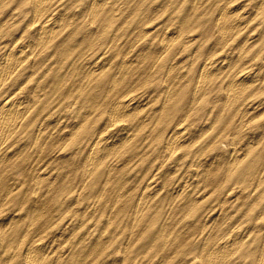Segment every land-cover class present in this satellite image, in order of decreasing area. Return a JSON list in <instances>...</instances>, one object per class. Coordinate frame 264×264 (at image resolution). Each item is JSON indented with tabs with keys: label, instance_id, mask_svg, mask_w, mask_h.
Returning a JSON list of instances; mask_svg holds the SVG:
<instances>
[{
	"label": "rangeland",
	"instance_id": "1",
	"mask_svg": "<svg viewBox=\"0 0 264 264\" xmlns=\"http://www.w3.org/2000/svg\"><path fill=\"white\" fill-rule=\"evenodd\" d=\"M146 2L140 0L138 9L121 2L125 14L104 28L103 17L93 22L86 14L90 0L59 1L43 18L36 16L33 0H8L3 7L0 20L8 22L0 30V45L6 48L15 31L18 39L36 44L37 30L52 11L62 23L74 18L82 24L86 40L75 41L79 34L66 39L74 30L69 27L57 38L56 52L35 46L36 61L32 57L2 91L5 98L30 99L34 111L28 120L35 122L18 130L0 153V264H24L27 247L36 242L52 250L45 254L46 264H205L206 235L220 237L233 225L235 231L254 227L239 241L234 264H256L252 250L264 239V0ZM228 4L238 28L224 36L217 18ZM145 23L146 31L136 30ZM177 31L181 36L164 51L162 37L177 38ZM132 46L134 53L159 62L148 63L147 71L136 66L145 73L123 90L146 99L157 112L143 126L121 123L108 131V109L97 105L102 89H77L95 63L108 72ZM75 54L81 57L74 63ZM210 59L257 78L248 81L247 99L255 109L247 124L240 122L242 113L235 116L236 108H219L232 74H215L204 83L207 93L198 88L202 65ZM164 104L169 122L158 116ZM183 118L191 139L172 154L163 135ZM98 135L111 139L100 143ZM109 143H115L112 157L85 176L93 149L105 152ZM242 152L247 154L237 157ZM151 181L155 187L143 196ZM141 200L145 207H138ZM210 217L218 219L210 225Z\"/></svg>",
	"mask_w": 264,
	"mask_h": 264
},
{
	"label": "bare ground",
	"instance_id": "2",
	"mask_svg": "<svg viewBox=\"0 0 264 264\" xmlns=\"http://www.w3.org/2000/svg\"><path fill=\"white\" fill-rule=\"evenodd\" d=\"M7 1L8 0H0V17L2 16V14L4 12L3 7L6 5ZM59 1H63V0H33L34 5H35L34 7H35L36 16H40V17L43 16L44 14H46L47 12L50 11V9L52 8V6L55 3L59 2ZM90 1H91V4L87 5V7L85 8L86 14L89 11L88 14L90 16V19L93 20V22L97 21L98 17H103V18H101V22L103 23L102 28H104L112 20H114L115 16H120V15L125 14V13H123V8L121 5V2H123V1L127 2L126 4L127 5L130 4V6H129L130 8L132 7V8L138 9V8L142 7L140 0H90ZM145 2H146V0H145ZM230 3L232 4V2H230ZM146 4H147V2L145 3V5ZM231 4L224 6V8L222 9L221 13L219 14V16L217 18L218 23L220 24L219 25V33L220 34L222 33L224 36L231 33V32H234L236 30V28H238V25H236V22L230 18V12H232V7H233V5H231ZM145 5H143V7L146 8V11H147L149 8L147 9V7H145ZM137 9H133L131 13H134L133 11L134 10L136 11ZM141 11H142V9H141ZM52 12L50 13V15L48 14V16L44 19V21L39 26V29L37 30V38H36L37 42H36V44L32 45L31 42H30L31 44L24 42V40H22V38L18 39L17 38L18 35H16L17 33L15 31L13 34V38L14 37L15 38L12 40V44L10 46H8V48L5 47L7 45H4V46L0 45V49L1 48L5 49L4 54L0 56V97L2 96L4 98L0 102V153L2 152L1 150H2L3 146L7 142H9L10 138H12L17 133L18 130H21V131L28 130L35 122V120H33V119L28 120V118L31 116V114L33 115V111H34V109L32 107V101L30 99L27 101L22 100V99H17L13 96L9 97V95H8V97L5 98L7 93H5L4 96L2 95V91H4L5 84H7L9 81H11L16 76V74L22 70L23 66L28 61L31 62L32 57H35V61H36V54L33 51L36 47H41L43 45V46H45V48L50 47V48H52L51 49L52 51L56 52L59 49V47H58L59 45H56L57 44V41H56L57 38L60 36V33L62 34V32H65V33L69 32V29H68L69 27H73L74 30L69 32L66 35V39H68V40L72 39L71 34H73L74 36L79 34L81 36V38L75 39V41L86 40V38H85L86 33L84 31L83 25L82 24L79 25V23L76 21V19L70 18V19L66 20L65 23H62L64 21V19H62L63 21H59L60 19L58 20L55 17V15L57 13H52ZM146 13H148V12H146ZM135 14H137V13H135ZM142 14H143V12H142ZM74 15H75V13H74ZM43 17H41V18H43ZM130 17H134V16H130ZM239 17H238V19H239ZM5 22H6V24L4 25ZM7 22H8V19L0 20V30H1L2 26H4V27L7 26ZM146 25L147 24L145 23L144 26L140 27V28L137 26L136 30H140L141 32L146 31V28H147ZM178 30H180V29H178ZM177 33H178V31H177ZM101 34H102V31H101ZM0 35H2V34H0ZM87 35H88V33H87ZM176 36H177V38H168L165 34V36L162 37L161 41H162V48L164 49V51H167L170 48V46L174 43V40H176V39L178 40V38L181 36V33L179 32L178 35H175V37ZM21 37H23V35ZM91 40H92V38H91ZM94 41H96V39H94ZM8 43H10V42H7V44ZM94 44H95V42L92 44L89 43V47L87 46L86 48L90 49ZM79 45H82V44H79ZM245 48H247V47H245ZM133 50H134V46H132L129 51L125 52V54H124L125 57L123 56L122 59H120L117 62L113 61L111 63L112 68L108 72H103L104 71L103 70L104 68L102 67L103 65L98 66L95 63L94 66L90 67L88 74L85 75L83 81L80 83V86L77 89V91H79L80 93H81V91H86L87 89H89L91 86H94V85L96 88H99V90L102 89L100 92L103 95H102L101 99H99V101L97 100V105H100V104L104 105L105 108L108 109L107 110L108 111L107 128H106V130H108V131H112L114 128H116L121 123H124L127 125L128 124H131V125L137 124L138 125L137 127L143 126L142 124L145 123L147 116L157 112V109H155L154 106L148 105V103L144 102V100H146V99L137 98L136 96H134L132 94V91L130 89L129 90H126V89L123 90V87L128 82H131V83L133 82V85H134L137 82V80H140V76H143V74L145 73V72H140L141 69H139V70L135 69L136 66L139 68L138 65H140V63H141L140 68L146 67L145 69H142V70L147 71L148 70L147 67L149 66L148 63L151 62V64H152V63H158L159 62L158 58H152L153 55H149V56L143 55V54L140 55L141 52H135L136 53L135 54ZM147 53H148V51H147ZM103 54H105V52ZM80 57H81L80 54L72 55L71 56L72 62H74V63L77 62ZM170 65H171V63H170ZM172 65H173V63H172ZM202 66L203 67L200 70V73L198 75V81H199L198 83L200 84V85H198V88L200 87V91H202V90L204 91L206 89L204 83H209V81H211V82L214 81V75L217 73L226 72L227 75H229V74L233 75L227 81V83L225 84V86L223 88V96L224 97L222 99L223 102H221V105L219 106V108L223 109V110L224 109L225 110H231L233 108H236L237 112L235 113V116L239 113L241 115V113H242L241 120H240L241 124L246 123V122L248 123V120L246 118L248 117L249 113L251 112V109H253V108L255 109L254 105L252 106L248 102V99H247L248 98V96H247L248 91L251 88L250 84H248V81H249V79L251 80L253 78L256 79L255 81H257V78L255 77V75L253 76L252 75L253 73L249 74L250 72L248 73V71H245V70L234 71L235 66H231L229 63L225 62L224 60L218 61L217 59H210L208 62L205 63V65L203 63ZM30 67H31V71H32L31 76H33L34 70H35L34 64H32V66H30ZM28 68L29 67H27L26 70ZM21 77H22V75H20L17 79H20ZM13 80H16V77ZM204 92L207 93L206 91H204ZM168 93H169V91H168ZM220 100H221V98H220ZM197 102H199V101H197ZM164 103H165V101H164ZM195 105H196V103H195ZM255 105H256V103H255ZM258 105H259V103H258ZM193 106H194V104H193ZM166 108H167V106L164 104L162 106V108L159 110V112H160L158 114L159 119H164L165 114H166ZM185 115H188V112ZM167 117L168 116L165 117L166 122H169ZM185 118H186V116H185ZM185 118L179 119L178 121L177 120L173 121L175 124L172 125L169 130H167L168 132L166 133V135L164 134L165 136L163 135V137L166 141L167 147L172 154L176 153L177 151L179 152V149L182 148V145H183L182 143L191 139L190 134L187 131V128L183 125ZM147 119L149 120V118H147ZM39 126H41V125H39ZM74 131H75V129H74ZM70 135H73V134H70ZM99 138H100V140H99L100 143H102L103 141L106 142L107 140L110 141V139H111L109 136H105V135H104V137L99 136ZM124 138L126 140L131 139V134L128 133L127 135H125ZM257 138H259V137H257ZM96 139H97V137H96ZM114 144L109 143V145H108L109 147L106 146L108 148H107V151H105V152H100L98 150L99 147H98V149H95V148L93 149L92 154L89 156V160H88V164L92 167V169L91 170L87 169L84 173L85 176H90L92 174L91 172L93 170L97 169L100 166V164H102V161L104 159H108L109 157H112L111 155L113 153V150L115 149V148H112ZM180 145H181V147H180ZM235 151L238 152L239 150L237 151L235 149ZM245 154H247V152H242V154L240 153L239 155H237V157H241L242 155L245 156ZM3 160H4V156L0 154V165L2 164ZM86 168H87V163H86L85 169ZM157 170H159V169H157ZM154 183H156V181L155 182H152V181L148 182V184L144 188V191L142 194L143 196L148 195L147 193L155 187ZM187 186H188V183H184L182 188L186 190ZM247 186H249V185H247ZM117 194H119V192ZM180 195H182V194H180ZM177 196H179V194H177ZM137 204H138V207H145V205H146V203L142 202V200L139 201V203H137ZM223 207L224 206H221L220 212L223 211ZM216 218H213V219L208 218L209 220L207 219L206 222L207 223L212 222L210 224V225H212ZM136 222L137 221H135V223ZM246 228H247V226H246ZM253 228L250 229L248 227L247 230L244 229L245 231L244 230L235 231L237 229V227L233 225L232 227H230V229H228V231L225 233V235H222L220 237L218 235V237L216 236L217 238L214 237L213 232L208 233L206 235V238H204L207 248L203 249L202 254H201V257H203L204 263L205 264H234V262H236V259H234L233 253L238 251L237 249H239V247H238L239 241H242V239L244 237H247L248 236L247 233L249 231H251ZM263 231H264V228H263ZM212 233H213V235H212ZM32 242H34V241H32ZM30 243H28V244H30ZM26 250H27V252L25 251L26 254H25V256H23L24 258L21 257V258H23L24 264H46L45 254L50 250V247H49V245H46L45 242L44 243L43 242H36L34 244H31L27 247ZM50 251H52V250H50ZM252 251H253V253H256L255 258H253V262L255 261L256 264H264V239H263L262 246H258V247H256V249H253Z\"/></svg>",
	"mask_w": 264,
	"mask_h": 264
}]
</instances>
